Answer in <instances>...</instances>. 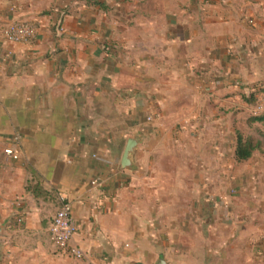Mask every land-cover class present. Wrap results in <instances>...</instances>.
<instances>
[{
  "label": "crops",
  "instance_id": "obj_1",
  "mask_svg": "<svg viewBox=\"0 0 264 264\" xmlns=\"http://www.w3.org/2000/svg\"><path fill=\"white\" fill-rule=\"evenodd\" d=\"M261 90L264 0H0V264H264Z\"/></svg>",
  "mask_w": 264,
  "mask_h": 264
},
{
  "label": "built area",
  "instance_id": "obj_2",
  "mask_svg": "<svg viewBox=\"0 0 264 264\" xmlns=\"http://www.w3.org/2000/svg\"><path fill=\"white\" fill-rule=\"evenodd\" d=\"M59 32L63 31L60 23L56 24ZM39 33V24L33 21H12L3 30V37L13 44H26L33 41ZM253 117L264 115V90L257 92L251 109ZM5 155L13 160L18 155L11 149L4 150ZM95 185V182H92ZM77 232V225L71 213V206L61 198L60 206L57 208L49 226V236L52 245L59 251L68 254L75 260L84 258V253L79 248L72 246L71 241Z\"/></svg>",
  "mask_w": 264,
  "mask_h": 264
},
{
  "label": "trees",
  "instance_id": "obj_3",
  "mask_svg": "<svg viewBox=\"0 0 264 264\" xmlns=\"http://www.w3.org/2000/svg\"><path fill=\"white\" fill-rule=\"evenodd\" d=\"M255 120H262L264 117H254ZM260 147L258 142H254L250 137H243L241 134L236 135L235 159L236 161L248 160L253 152Z\"/></svg>",
  "mask_w": 264,
  "mask_h": 264
},
{
  "label": "water",
  "instance_id": "obj_4",
  "mask_svg": "<svg viewBox=\"0 0 264 264\" xmlns=\"http://www.w3.org/2000/svg\"><path fill=\"white\" fill-rule=\"evenodd\" d=\"M139 143V138L137 136L131 137L127 140L123 156L120 162V167L123 170L132 168V155ZM155 264H166L165 260L160 258Z\"/></svg>",
  "mask_w": 264,
  "mask_h": 264
},
{
  "label": "rangeland",
  "instance_id": "obj_5",
  "mask_svg": "<svg viewBox=\"0 0 264 264\" xmlns=\"http://www.w3.org/2000/svg\"><path fill=\"white\" fill-rule=\"evenodd\" d=\"M255 142V140H253ZM263 145H264V140H263Z\"/></svg>",
  "mask_w": 264,
  "mask_h": 264
}]
</instances>
